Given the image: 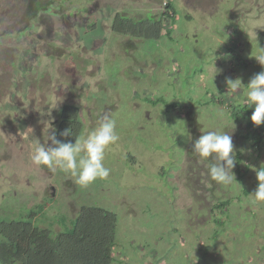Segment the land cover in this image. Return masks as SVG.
<instances>
[{
	"label": "rangeland",
	"instance_id": "374dc122",
	"mask_svg": "<svg viewBox=\"0 0 264 264\" xmlns=\"http://www.w3.org/2000/svg\"><path fill=\"white\" fill-rule=\"evenodd\" d=\"M169 1L0 0V221L33 218L64 232L81 208L97 207L117 217L115 264H264V202L250 196L264 151L250 149L245 122L227 108L245 105L244 87L264 71L255 57L264 0H173L170 38L111 30L116 14L159 18ZM227 78H240L241 88L228 89ZM65 106L77 112L79 136L103 114L115 119L120 139L105 153L107 179L82 187L31 163L33 139L57 136ZM210 130L232 137L231 184L212 181L208 160L192 152ZM228 195L241 199L232 230L225 249L209 248L210 210Z\"/></svg>",
	"mask_w": 264,
	"mask_h": 264
},
{
	"label": "trees",
	"instance_id": "16d2710c",
	"mask_svg": "<svg viewBox=\"0 0 264 264\" xmlns=\"http://www.w3.org/2000/svg\"><path fill=\"white\" fill-rule=\"evenodd\" d=\"M175 18L176 10L172 0L167 3L165 11L159 18L150 16L149 20L140 19L133 22L131 18L116 14L110 27L117 35H130L139 40H158L162 36L170 38L176 24ZM233 59H236V56H233ZM157 101L164 102L162 97L157 98ZM220 103L223 104L222 101ZM169 107L175 108V105L171 104ZM227 108L230 109V117L234 122H245L247 130L245 139L251 144L250 149L256 152L264 151V123L260 126L253 125L250 120L253 108L246 104L241 105L237 101L230 103ZM76 115L77 112L71 113L67 106L62 109L57 139L74 142L79 136L80 128L76 123L78 120ZM65 129L70 130L72 134L68 137L61 136ZM238 173L236 180L241 185L244 174L240 170ZM243 194L247 196L249 193L243 191ZM230 196L219 201L210 210L215 228L208 239L209 248L219 244L225 249L223 241L227 238L226 232L231 229L227 222L235 216L230 212L231 207L236 201L238 204L241 202L239 196ZM40 205L44 206V204L38 206ZM227 211L231 215H227L229 218L225 216ZM116 226V215L97 207L81 208L79 215L72 221L71 228L64 232H61L60 226L55 233L49 229L36 227L33 225V218L0 221V264H115L113 249ZM206 251L209 250L204 248V252ZM227 251L229 256L235 253L234 250ZM231 259L234 260V257Z\"/></svg>",
	"mask_w": 264,
	"mask_h": 264
},
{
	"label": "clouds",
	"instance_id": "9594fccd",
	"mask_svg": "<svg viewBox=\"0 0 264 264\" xmlns=\"http://www.w3.org/2000/svg\"><path fill=\"white\" fill-rule=\"evenodd\" d=\"M258 49L260 54L255 57L264 65V48ZM226 83L228 89L233 92L242 86L240 78H227ZM244 88V103L253 108L250 120L253 125L260 126L264 123V71L255 74ZM116 127L115 119L109 114H103L94 128L75 138L74 142L57 139L55 131L47 135L46 143L34 138L31 163L36 167L46 166L54 171L68 173L75 177L76 183L82 187H87L97 180L107 179L110 169L104 164L105 153L120 139ZM71 134L70 130L65 129L61 136L68 137ZM192 152L202 160H208V175L212 181L228 185L235 180L232 172L235 167L232 137L224 130L204 132L192 144ZM254 171L257 187L250 196L258 202H264V167Z\"/></svg>",
	"mask_w": 264,
	"mask_h": 264
}]
</instances>
